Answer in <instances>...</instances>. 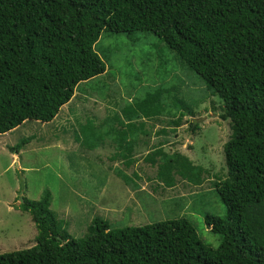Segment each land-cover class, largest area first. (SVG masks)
<instances>
[{"label":"trees","instance_id":"1","mask_svg":"<svg viewBox=\"0 0 264 264\" xmlns=\"http://www.w3.org/2000/svg\"><path fill=\"white\" fill-rule=\"evenodd\" d=\"M103 33H152L223 102L220 117L232 134L224 146L227 179L214 189L226 216L205 217L222 243L205 244L186 218L123 229L95 218L75 239L59 227L45 192L21 205L37 228L36 245L0 255V264H264V0H0V135L53 122L83 85L105 75L95 49ZM166 92L115 103L119 110L103 122L94 116L96 127L111 129L99 130L103 145L115 138L131 151L140 133L149 134L144 120L165 112ZM185 115L194 116L180 113L168 125L177 128ZM160 161L157 176L168 187L176 175L198 181L201 168L188 159Z\"/></svg>","mask_w":264,"mask_h":264},{"label":"rangeland","instance_id":"2","mask_svg":"<svg viewBox=\"0 0 264 264\" xmlns=\"http://www.w3.org/2000/svg\"><path fill=\"white\" fill-rule=\"evenodd\" d=\"M95 49L107 73L78 90L71 120L31 121L0 135V255L36 245L37 228L21 205L39 201L45 192L51 193L50 210L59 227L75 239L88 234L95 218L112 229L186 218L205 244L219 248L222 237L210 231L205 217L226 216L214 189L227 179L224 146L232 134L230 120L220 117L223 102L152 33H103ZM160 89L167 90L165 112L149 121L155 123L144 128L149 134L140 133L144 143L132 145L134 154L128 141L122 145L114 138L107 140L114 146L103 145L99 130L109 126L96 127L95 117L101 122L109 114L115 116V103L138 104ZM153 104L148 100L143 108ZM187 111L194 116L185 115L177 128L168 126V120ZM139 116L146 118L141 112ZM173 155L201 168L198 181L178 175L172 187L161 181L158 164Z\"/></svg>","mask_w":264,"mask_h":264},{"label":"crops","instance_id":"3","mask_svg":"<svg viewBox=\"0 0 264 264\" xmlns=\"http://www.w3.org/2000/svg\"><path fill=\"white\" fill-rule=\"evenodd\" d=\"M71 104H72V102L69 103L68 105L64 106V107L61 109V113L57 116V118H56L53 122H51V123H49V124H53L54 122H56V121L59 120V119H61V121H66V122H68L69 120H71V118H72V117H71V113H69V112L71 111V107H70ZM65 109H66V112H67V113H66V114H67L66 117H65V115H64V114H65ZM69 114H70V115H69ZM103 121H104V120H103ZM103 121H101V122H103ZM149 121H150V120H144V122H146V124H147V125H146L147 127H149ZM24 126H25V125H24ZM24 126H22V127H24ZM154 126H155V125H154ZM154 126H153V127H154ZM168 126H169V125H168ZM169 127H171V126H169ZM161 134L163 135V133H161ZM163 142L166 143V142H170V141H165V140H164ZM138 144H139V143H138ZM138 144H136V145H138ZM136 145H135V146L131 149V151H130V152L133 153V154L135 153V150H136L135 147H136ZM121 147H122V146H121ZM104 148H105V147L103 146V148L101 149V151H104ZM114 149H115V148H114ZM119 149H121V148H119ZM14 161H15V160H14ZM21 169H22V167H21Z\"/></svg>","mask_w":264,"mask_h":264},{"label":"water","instance_id":"4","mask_svg":"<svg viewBox=\"0 0 264 264\" xmlns=\"http://www.w3.org/2000/svg\"><path fill=\"white\" fill-rule=\"evenodd\" d=\"M22 201L24 202V200L22 199Z\"/></svg>","mask_w":264,"mask_h":264}]
</instances>
